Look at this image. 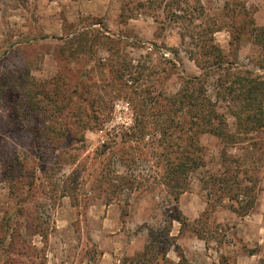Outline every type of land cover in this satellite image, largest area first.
Returning <instances> with one entry per match:
<instances>
[{
    "label": "rangeland",
    "instance_id": "1",
    "mask_svg": "<svg viewBox=\"0 0 264 264\" xmlns=\"http://www.w3.org/2000/svg\"><path fill=\"white\" fill-rule=\"evenodd\" d=\"M204 34L224 70L192 59L205 57L195 45L210 41ZM227 68L258 75L264 107V0H0V264H121L175 208L190 225L173 220L165 261L158 249L148 264L180 254L182 264H264V128L220 88ZM191 76L205 79L226 132L242 139L199 134L205 170L238 160L258 180L244 215L226 198L207 206L201 175L177 203L149 183L158 172L153 129L144 135L135 124L164 118ZM233 111L251 128L241 133ZM105 172L130 173L145 189L108 200L91 188Z\"/></svg>",
    "mask_w": 264,
    "mask_h": 264
},
{
    "label": "trees",
    "instance_id": "2",
    "mask_svg": "<svg viewBox=\"0 0 264 264\" xmlns=\"http://www.w3.org/2000/svg\"><path fill=\"white\" fill-rule=\"evenodd\" d=\"M173 2L176 3L175 1ZM170 5L173 6V4H169L167 9L170 8ZM171 15L174 14L172 13ZM209 32L211 34V30ZM203 37L208 38L210 41H204L201 44L195 43V45L198 47L199 53L205 51L203 53L205 57L201 59V57H195L191 53L192 59L202 69L207 71L215 66L224 70L225 66L221 61L222 57L218 56L219 50L211 43V35L206 36L204 34ZM215 52H217L216 57H219V60L216 62L214 60L209 61V55H213ZM225 71L227 75L225 73L222 74L223 78H221L220 88L225 93L232 94L233 104L239 111L244 108L252 110L250 123L255 125V128H264L261 121V117L264 114V107H261L263 100L255 94L262 85V82L257 77L258 75L247 70L242 71L240 76L234 75L230 68ZM206 75L207 72L205 73ZM204 80V78L197 76L183 78L182 87L175 99L169 103V109L165 111L164 118H152L151 124H143L141 120H138L135 124L137 132H141L144 135L148 127L153 129L151 131V135H153L151 140L155 141L153 146H157L153 155L156 157L158 172L149 183L160 184L165 187L174 203H177L179 195L188 189L191 178L195 175H201L198 179L203 190L206 191L207 206L212 207L226 198L230 202L229 208L232 211L239 215H244L253 208L255 203L258 180L253 173V169L242 166L236 160L234 161V167H225L218 174L205 170L204 150L196 139L199 134L209 132L217 136L225 144H235L242 141V139L236 136L233 137L226 132V120L222 114L215 110L214 102L205 94ZM250 94H254L253 97ZM232 113L235 116L234 125L238 130H241V133L244 132L246 126L251 128V124L244 120L247 118H240L236 111ZM174 116L176 118H171ZM184 116L187 118H184ZM95 180L96 184H93L91 188L107 192L106 198L108 200L115 199L116 196H119L125 190L139 193L145 189L140 187L141 183L132 177L130 173L108 176L105 172L102 173L100 179ZM167 218L168 226L162 232H159V236L157 234L158 237H154L153 232L149 231L148 235L151 240L144 246L143 250L137 252L135 257H124L121 260V264H135L136 262L138 264H148L150 262L149 255L158 249H160V258L165 261V243L169 240L168 235L172 221L177 220L181 224L180 230L190 225L185 220V217L179 215L176 208L171 211ZM197 221H200V219L194 222L196 223ZM193 231L198 237L202 238L200 232ZM155 257L154 259H157V256ZM183 260L184 258L180 254V260L174 264H182Z\"/></svg>",
    "mask_w": 264,
    "mask_h": 264
}]
</instances>
